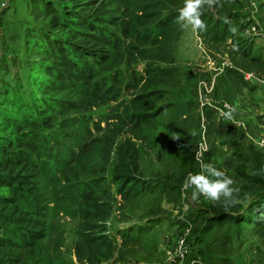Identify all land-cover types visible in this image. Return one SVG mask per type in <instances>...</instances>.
<instances>
[{"label": "trees", "instance_id": "trees-1", "mask_svg": "<svg viewBox=\"0 0 264 264\" xmlns=\"http://www.w3.org/2000/svg\"><path fill=\"white\" fill-rule=\"evenodd\" d=\"M23 1L7 20L24 8L25 17L14 27L20 40L2 36L0 41V264H21L22 251L33 264L44 261L47 223L57 216L78 222L79 247L89 249L88 264L110 261L116 242L107 224L118 198H143L156 189L141 177L138 149L129 135L154 137L168 109L169 103H157L175 79L176 17L184 0H25V7ZM202 19L207 31L195 33L205 45L230 41L242 65L264 77V43L229 32L227 20L208 9ZM136 62L144 63V76L133 69ZM119 66L132 68L133 84L126 87L135 94L113 115L95 121L93 109L117 100ZM237 73L227 69V76L216 77V100L235 104L247 95L258 101L256 85L238 86L228 78ZM174 101L176 117L193 103L181 94ZM214 115L204 108L208 131ZM236 127L226 126L234 137L228 142L230 157L236 161L240 195L248 194L251 202L242 199L228 211L219 202L191 209L187 220L197 227L186 239L188 262L236 264L244 230L264 238L259 219L264 173L251 174L264 168V151L241 144L245 134ZM152 227L150 222L131 225L117 234L127 241Z\"/></svg>", "mask_w": 264, "mask_h": 264}, {"label": "rangeland", "instance_id": "rangeland-1", "mask_svg": "<svg viewBox=\"0 0 264 264\" xmlns=\"http://www.w3.org/2000/svg\"><path fill=\"white\" fill-rule=\"evenodd\" d=\"M18 2L19 0H0V15L3 20V25H0V41L2 36L7 41L20 40L15 39L14 27L18 25L19 19L25 17L24 8L21 7L12 21L7 22L8 18H11L10 12L16 8ZM24 2L25 0L23 1L25 7ZM220 2L222 6L208 10L216 17L221 16L222 19L227 20L229 32L240 34L244 39L257 37L254 35V28L264 32V0H220ZM232 7H235L237 12L235 16H231ZM27 16L28 20H32V16L29 14ZM179 31L180 35L174 43L172 57L175 79L164 87L167 88L164 98L157 103V105L169 103L161 120L162 123L154 137H146L140 133L129 135L138 149L140 175L156 189L151 195L143 198L125 202L118 198L107 224L108 236L116 242L114 257L110 261L98 264H168L169 252L178 238H185L186 250L190 252L191 247L187 245L186 239L191 228H196L197 225L191 226L187 216L191 209L212 202L203 196L192 202L190 199L186 200L182 194L181 189L185 178L201 171L196 154L201 151L205 163H211L214 166L217 164L220 170L225 171L236 181V185L240 184L235 176L236 161L230 157L233 146L228 142L234 137L231 130L229 132L226 128L228 123L234 124L236 128L239 127L238 129L245 134V137L243 134L244 139L240 141L241 144L262 151L257 142L264 138V86L259 85L255 78L264 80V77L242 65V57L231 46L230 41L220 46L205 45L190 28L182 29L179 24ZM255 39L260 45L261 41L258 37ZM132 67L138 74L144 76L143 62H136ZM227 69L238 70L237 75L228 77L233 78L232 82L235 85L243 87L256 85L254 89H259L258 92L254 91L261 102L259 100L254 102L247 95L245 98L242 96L238 99L240 101H234L235 104L227 100H216V95L213 94L216 88L215 79L225 74ZM249 74L255 78H247ZM132 75V68L119 66V81L114 84L119 89L117 100L93 109L92 119L97 121L98 116L113 115L123 107L122 103L133 98L135 91L126 87L129 83L133 84ZM111 78L107 75L108 83L112 82ZM180 94L184 98L186 95V100L189 99L193 103L184 115L176 117L177 108L174 99ZM224 103L238 110V115L235 114L233 121L219 116L217 109ZM254 104H258V107ZM205 107L217 112V115H214V127L209 131L204 117ZM244 107L246 109L243 111ZM101 127H104V124H101ZM193 130L197 133L195 136L191 135ZM102 134L104 133L100 131L99 135ZM176 134H179L181 139L170 143L172 141L170 137ZM170 145L173 147L169 148ZM190 192L191 190L189 194ZM148 222L153 227L141 238L123 241L117 234L118 230ZM47 225L49 230L44 242V261L36 264H88L89 249L79 247L77 221L57 216L49 220ZM226 227L227 225H224L221 228ZM212 234L215 235L216 232ZM242 240L243 247L235 263L247 264L251 260H256L264 264V238L260 241L251 230H244ZM78 252L81 258L78 257ZM27 254L28 252L25 251L19 252L21 264H33L29 261L31 258ZM242 256L244 261L240 258ZM119 259L123 260L118 261Z\"/></svg>", "mask_w": 264, "mask_h": 264}, {"label": "clouds", "instance_id": "clouds-1", "mask_svg": "<svg viewBox=\"0 0 264 264\" xmlns=\"http://www.w3.org/2000/svg\"><path fill=\"white\" fill-rule=\"evenodd\" d=\"M216 6H222L220 0H184L183 6L179 9L176 22L182 29H191L194 32L202 33L207 31V25L202 19L206 9H212ZM227 110H220V116L228 121L235 119L236 108L225 106ZM197 133L192 131L191 135ZM174 140H179V134L173 135ZM259 147H264V140L257 142ZM196 158L200 161L201 171L197 174L187 176L182 185V194L184 198L192 202L197 201L201 196L212 202L222 203L225 211L230 210L242 199L251 202V197L245 194L241 197V189L236 186V181L228 176L225 171L220 170L211 163H205L203 153H197ZM264 173V168L252 172L253 175ZM189 190H191L189 194ZM259 219L264 220V213Z\"/></svg>", "mask_w": 264, "mask_h": 264}, {"label": "built area", "instance_id": "built-area-1", "mask_svg": "<svg viewBox=\"0 0 264 264\" xmlns=\"http://www.w3.org/2000/svg\"><path fill=\"white\" fill-rule=\"evenodd\" d=\"M253 32H254V35L257 36L258 39L262 43H264V32H262L260 29H255V28L253 29ZM257 37H255V38H257ZM250 77H254V76L252 74H249L247 76V78H250ZM255 80L257 81V83L259 85L264 86V80L259 79V78H255ZM226 105H228V104L224 103V104H222V106L220 108L217 109L219 112V116H220V110H227L225 107ZM260 140H264V138L259 139V141ZM259 148L264 151V147H259ZM198 153H202V152L200 151ZM185 245H186L185 238H178L177 240L174 241V246L171 249V251L169 252L168 264H197V263H199L196 260L189 261V262L187 261V256L189 255V252L186 250ZM247 264H257V262L254 260H251Z\"/></svg>", "mask_w": 264, "mask_h": 264}]
</instances>
